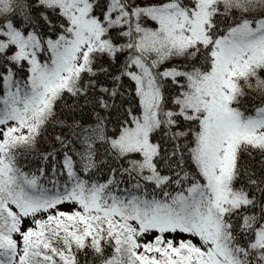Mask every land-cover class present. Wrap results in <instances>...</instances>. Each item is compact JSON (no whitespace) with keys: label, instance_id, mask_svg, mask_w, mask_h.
Wrapping results in <instances>:
<instances>
[{"label":"snow or ice","instance_id":"1","mask_svg":"<svg viewBox=\"0 0 264 264\" xmlns=\"http://www.w3.org/2000/svg\"><path fill=\"white\" fill-rule=\"evenodd\" d=\"M257 5L0 0V264H264V173L240 166L264 107L237 106L264 89V12L236 15ZM65 96L105 114L58 120ZM50 124L69 135L26 170Z\"/></svg>","mask_w":264,"mask_h":264},{"label":"trees","instance_id":"2","mask_svg":"<svg viewBox=\"0 0 264 264\" xmlns=\"http://www.w3.org/2000/svg\"><path fill=\"white\" fill-rule=\"evenodd\" d=\"M23 4H25L26 9L28 7L33 6V0H20ZM250 12H256V10H251ZM260 13V12H259ZM237 16H247V13H236ZM15 20L17 24L22 23L23 17L20 14L19 10H17V13L15 14ZM6 16L4 17L3 22L5 21ZM153 24L151 21H147L146 23ZM2 23V22H0ZM194 63L190 60H185L183 62H180L176 65H183V64H191ZM198 63V62H196ZM113 71H115V66H113ZM263 72H260L259 74H262ZM101 82L103 81V77H101ZM256 88H258L256 86ZM257 92L258 89H255ZM260 93V92H259ZM97 95H102V93H97ZM256 94L252 92H244L243 96L240 98V103L237 105L242 110L246 111V114L251 113L253 114L256 107H262L264 102L261 100L256 99ZM66 104L62 101L57 104V119L63 120L68 124L72 125H79L81 128L93 126L95 124V115L93 112V108L95 107L97 110L98 106L89 104L85 107H81L83 105L84 101L83 99L80 100L79 104H76L75 101L65 96ZM101 115H104L105 113L102 110ZM114 118V117H113ZM109 130H111L112 125L108 126ZM56 134H62V135H69V129L68 128H60L59 126H55L54 124H50L47 128V133L45 136H43L39 142L37 143L36 147L34 149H30L27 151L26 155L30 158L29 162V168L26 170L34 169L38 161L35 159H31L32 157L38 156L40 153L50 150L51 147L55 145L54 137ZM262 160H264V157H262L259 153H253V155L250 157L247 154H244L240 159V166L242 171L248 170L255 172L257 176H260L262 173H264V164H262ZM243 182V181H241ZM239 186V183H238ZM111 249L106 248L105 254L110 253ZM106 257V256H105ZM82 264H100L99 260L96 259L91 252H89L87 259L85 261V258L81 257Z\"/></svg>","mask_w":264,"mask_h":264},{"label":"rangeland","instance_id":"3","mask_svg":"<svg viewBox=\"0 0 264 264\" xmlns=\"http://www.w3.org/2000/svg\"><path fill=\"white\" fill-rule=\"evenodd\" d=\"M253 10H256V12H248L247 13V16H255L257 15L259 12H264V5H257ZM4 17L5 15H0V22H3L4 20ZM145 26L146 27H155V24L153 22V24H150L149 22L148 23H145ZM187 60L186 57H173L171 58L170 61L166 62L165 65H163L164 67L168 66V63H171L173 65H176L180 62H183ZM259 77L260 79L264 80V72L262 74H259ZM241 83V86L243 88V92H252L254 94H256V97L259 98V100H261L262 102H264V89H261V88H256V79L253 78L250 82H244V81H240ZM255 89H258V91L260 92H257ZM256 98V99H258ZM262 107H264V104L262 105ZM255 113V110L253 111ZM253 113V114H254ZM248 114H251V113H248ZM72 208L71 205H64L62 207V210H65V211H70ZM198 242V241H197ZM111 249V248H110ZM113 254L112 252V249H111V252L110 253H107L105 254L106 258L107 257H111V255Z\"/></svg>","mask_w":264,"mask_h":264}]
</instances>
